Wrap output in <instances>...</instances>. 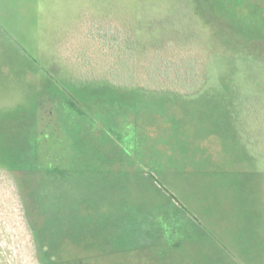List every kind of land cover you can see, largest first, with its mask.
Wrapping results in <instances>:
<instances>
[{"label": "rangeland", "instance_id": "374dc122", "mask_svg": "<svg viewBox=\"0 0 264 264\" xmlns=\"http://www.w3.org/2000/svg\"><path fill=\"white\" fill-rule=\"evenodd\" d=\"M234 11L225 0H0V264H42L15 178L7 170L10 161L23 164L27 157L22 144L35 126L39 104L51 98L70 106L82 117L89 147L107 149L114 147L108 140L113 131L133 143L132 135L114 128L113 102L133 106L140 97L155 103L152 110L163 106L169 124L164 135L154 130L149 143L140 138L128 146L137 149L135 167L147 172L139 176L132 164L125 165L132 180L128 202L156 211L165 195L173 194L201 224L202 238L192 242L181 234L182 245L164 261L155 257L160 248L134 258L125 251L111 256L106 252L111 246L95 233L96 224L79 229L84 226L80 214L75 221L79 231L69 245L74 257L81 255L83 264H264L263 195L250 166L238 170L229 155L211 164L201 157L186 168L176 151L193 146L195 133L205 138L211 131L210 145L219 149L229 135L237 99L252 98L254 86L264 98V33L251 16ZM107 30L123 46L130 45L131 63L124 56H109L104 39L96 38ZM125 36L131 41L125 42ZM156 46L178 57L200 55L201 79L208 88L196 100L122 90V82H132V77L124 78L127 63L137 72L154 68ZM110 68L119 70L121 83H108ZM158 139L164 144L157 146ZM143 145L159 169L142 165ZM164 165L170 169L162 170ZM28 169L21 174L29 178L26 186L37 176Z\"/></svg>", "mask_w": 264, "mask_h": 264}, {"label": "trees", "instance_id": "16d2710c", "mask_svg": "<svg viewBox=\"0 0 264 264\" xmlns=\"http://www.w3.org/2000/svg\"><path fill=\"white\" fill-rule=\"evenodd\" d=\"M108 31V32H107ZM106 33H100V40L104 39V44L107 46V53H109L112 59L116 57L124 56L126 62L133 60V55L131 53L132 49L129 44L126 46L124 42H121L119 36H114L111 30H107ZM129 36V35H127ZM125 36V42L131 41V38ZM128 43V42H127ZM130 43V42H129ZM156 52L155 58H157L156 66L152 69H140L138 72L127 63L126 69H124V78L132 77V82H122L123 91H127L129 88L139 90L141 94H153L162 93L168 94L178 99H192L196 100L198 96L206 90L207 84L201 79L202 72L199 66L200 55L195 56V54H188V56L181 55L178 57L172 53L160 52L155 47ZM90 69H87V71ZM119 70H114L110 68L107 70L105 75L108 79V83L111 81L112 85H116L115 82L121 83L119 81L120 72ZM92 73V72H91ZM88 74V73H87ZM85 76H87L85 74ZM118 79V80H117ZM112 88V86H111ZM114 88V87H113ZM121 87H119L120 89ZM116 89V88H115ZM258 91L255 86L251 90V97L237 99L234 106L231 107L230 114L231 119L227 124V129H225V124H221L223 130L229 132V137L225 141H220L219 149L213 148L210 145L212 140H214L215 133L210 132L205 138L197 137L196 130H193L192 134L195 133L193 137L194 144H188L187 147L177 148V153L179 154V159H183V164L186 168L190 165L197 164L200 158L203 157L207 163H212L214 159L218 157L220 159H227L229 155L231 156L230 162L232 165L238 167V170L245 171L247 166H250V170L253 175L257 176L260 180V189L263 195L264 203V98L261 97L262 93ZM246 97V96H245ZM139 102L142 107L145 108L144 120L149 127L146 135H142L146 142L149 143L151 140V135L155 132H159L164 135L166 129L168 128L169 117L163 106L158 105L156 110H152L150 105H154V102H149L144 98H139L135 100ZM134 101V102H135ZM78 119L81 118L80 115H76ZM153 119V120H152ZM189 135V136H191ZM188 138L190 139V137ZM184 138L179 140L183 143ZM178 142V143H179ZM138 144V143H137ZM164 141L157 140L156 145L161 146ZM80 146H84L83 144ZM27 145L25 141L22 144V150L25 151ZM77 149L75 157L79 158H93V157H103L109 158L110 154L106 155L101 153V155L93 154V150L90 148ZM140 147V146H138ZM192 147V148H191ZM233 147V148H231ZM137 152V149H135ZM140 152L143 151L146 155L142 158V165H148L153 168H160L159 166L153 164L151 159L153 154L147 153L149 149L146 146H142ZM218 151V152H217ZM166 152V151H165ZM231 152V153H230ZM9 158V156L7 155ZM125 156L123 158H128ZM130 158H133L132 155ZM10 161V158H9ZM249 161V165L247 164ZM10 167L7 169L15 178V183L18 186V193L20 201L22 194H25L27 189L31 196L29 203L32 201V193L38 188H35L36 177H34L35 183H29L25 185L26 180L21 177V174L28 169L26 165L17 164L10 161ZM105 165L106 163L103 162ZM241 167V168H240ZM27 168V169H26ZM240 168V169H239ZM30 169V168H29ZM28 169V170H29ZM170 167L163 166L162 170L166 171ZM139 176H145L147 173L145 169L141 166L135 168L134 170ZM36 175L39 173L35 171ZM89 174L88 171H82L78 174ZM126 173V171H125ZM45 174L53 175V172L46 171ZM148 177H152V174H147ZM28 177V176H27ZM32 185V186H30ZM34 187V189H33ZM25 190V191H22ZM32 190H34L32 192ZM125 196L121 197V201L118 206L113 203H108L105 212H101L99 206L95 207V212L92 214L83 215L82 219L84 226H91V224L97 225L96 235L103 241L107 242L111 246L109 251H106L108 255H118L119 253L125 251L131 253L132 256H138L141 252H151L152 250L159 249L155 256L161 261L168 258L171 250L179 248L183 241L180 237L181 234H186L188 240L197 241L202 238V226L197 221L195 217H192L187 213V210L180 202L175 198L173 194H166V199L162 202L158 210L153 211L144 210L143 208H138L136 204H131L128 202L127 189H125ZM160 190H158V193ZM64 198L61 199V201ZM67 205L63 203H57L58 198L52 203H47L49 205L44 206V203L39 197L33 198V203L36 208L31 207L30 211L25 214L23 213L25 219L29 220L27 224L28 231L32 237L35 254L39 258L42 264H83V257L78 255L74 257L73 247L69 246L72 244L74 238L73 234L78 232L79 229L75 225L77 221V216L80 215L75 207L80 205L84 198L78 197H67ZM26 200V198H25ZM60 200V199H59ZM61 204V205H60ZM67 207V208H65ZM48 210H45L47 209ZM41 221V222H40ZM37 223H42L41 225ZM85 229L84 231H87ZM93 230V229H92ZM142 254V253H141ZM134 258V256H133ZM136 259V258H135ZM96 259H92L94 261ZM92 264V263H91Z\"/></svg>", "mask_w": 264, "mask_h": 264}, {"label": "flooded vegetation", "instance_id": "af4514ba", "mask_svg": "<svg viewBox=\"0 0 264 264\" xmlns=\"http://www.w3.org/2000/svg\"><path fill=\"white\" fill-rule=\"evenodd\" d=\"M225 1L232 10L235 9V13L251 16L249 17L252 18L251 22H255L258 31L264 33V0ZM263 33L260 32V34ZM111 107L113 108L111 120L114 128L132 135L133 143L137 144L136 139L139 140L142 135H146V132L143 133V131L149 130L146 124L148 122L144 120L145 108L140 109L142 105L136 101L133 106H128L118 100L113 102ZM71 111L70 106L57 99L48 98L39 104L35 126L30 128V132L24 140L27 145L24 153L27 157H24L23 163L39 172L35 176L37 183L35 188H38L35 190L33 187L35 191L32 190V192L34 191L32 197H39L44 206L54 202L57 198V203L64 205H67V197L84 198L80 202L81 204L75 207L79 214H92L97 206L101 208V212H105L107 211L105 206L108 203H116L118 206L120 198L125 196V189H127V196H131L129 188L132 180L125 171L131 164L133 168H130L133 170L138 166H136L137 159L135 158L136 148L128 147L133 143L125 141L116 131L108 133V140L110 145L114 146L113 148L111 146L107 149L89 147V139L85 137L88 135L85 131L86 128L80 122L82 117L78 119L76 114ZM80 144L84 146H80ZM85 146L93 150V154L104 153L110 154L111 157L86 159L75 157L77 149L81 150ZM131 155L133 158H130ZM125 156L129 157L123 158ZM103 162L106 164L104 165ZM46 171H51L54 174H45ZM82 171L90 173L78 174ZM15 185L18 189L16 183ZM30 197L28 189L25 194L21 195L23 198L21 209L25 214L30 211L31 207L36 208L32 202L33 198L31 204L29 203L28 198L30 199ZM62 198L64 199L61 201ZM26 223L29 224L28 219ZM37 224L41 225L42 223Z\"/></svg>", "mask_w": 264, "mask_h": 264}]
</instances>
